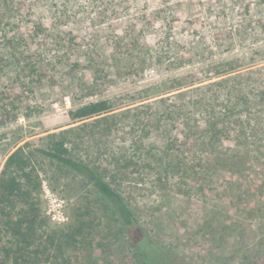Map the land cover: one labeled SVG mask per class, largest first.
I'll list each match as a JSON object with an SVG mask.
<instances>
[{
  "label": "rangeland",
  "instance_id": "374dc122",
  "mask_svg": "<svg viewBox=\"0 0 264 264\" xmlns=\"http://www.w3.org/2000/svg\"><path fill=\"white\" fill-rule=\"evenodd\" d=\"M258 21L264 0H0V169L23 148L46 233L81 227L70 264H140L139 242L169 264H264V154L232 140L207 149L208 107L194 102L196 87L258 59ZM101 101L104 114L71 119ZM53 140L121 195L134 235L86 179L38 151Z\"/></svg>",
  "mask_w": 264,
  "mask_h": 264
},
{
  "label": "trees",
  "instance_id": "16d2710c",
  "mask_svg": "<svg viewBox=\"0 0 264 264\" xmlns=\"http://www.w3.org/2000/svg\"><path fill=\"white\" fill-rule=\"evenodd\" d=\"M259 27L264 28V23L258 21L249 28L259 33ZM258 52V59L252 60L245 67L246 71L236 74L224 72L208 79L207 85L196 87L204 91L200 93L198 101H194L197 95H190L191 102L199 103L197 107H208L204 111L206 124L199 129L202 144L207 149L214 150L220 145L217 143L232 140L240 149L264 154V51ZM206 86L217 87V90L208 92ZM219 102L226 104L221 112L214 113V105ZM108 108L106 101L91 102L71 112L70 116L72 120H86L104 114ZM186 120L185 128L189 132L191 123L189 118ZM228 124L235 128L225 131L229 128ZM38 151L86 179L109 205L123 227L130 234L136 233L137 221L121 195L95 169L73 158L62 140H53L48 150ZM235 156L238 157V152ZM28 166V156L22 147H17L6 157L0 169V240L2 237L7 239L0 264H21L29 256L36 257L38 254L46 255L43 264L51 261L52 264H70V258L65 257V247L71 246L74 235L81 232V227H76L73 234L62 233L57 236L46 233L43 228L46 223L27 183L30 178ZM21 178L25 181H21ZM133 246L140 264H169L164 253L158 252V257H154L142 243Z\"/></svg>",
  "mask_w": 264,
  "mask_h": 264
}]
</instances>
